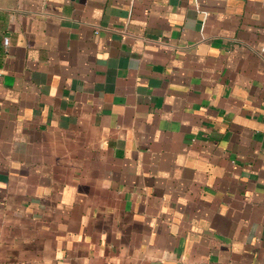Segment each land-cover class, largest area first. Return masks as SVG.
Instances as JSON below:
<instances>
[{"label": "crops", "instance_id": "obj_1", "mask_svg": "<svg viewBox=\"0 0 264 264\" xmlns=\"http://www.w3.org/2000/svg\"><path fill=\"white\" fill-rule=\"evenodd\" d=\"M0 264H264V0H0Z\"/></svg>", "mask_w": 264, "mask_h": 264}, {"label": "built area", "instance_id": "obj_2", "mask_svg": "<svg viewBox=\"0 0 264 264\" xmlns=\"http://www.w3.org/2000/svg\"><path fill=\"white\" fill-rule=\"evenodd\" d=\"M4 42H5V44L9 43V37L8 36L5 37Z\"/></svg>", "mask_w": 264, "mask_h": 264}]
</instances>
